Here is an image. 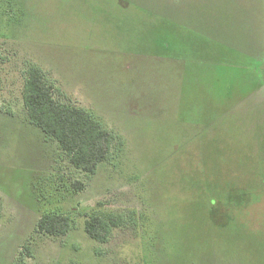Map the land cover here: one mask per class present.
<instances>
[{
    "label": "rangeland",
    "instance_id": "obj_1",
    "mask_svg": "<svg viewBox=\"0 0 264 264\" xmlns=\"http://www.w3.org/2000/svg\"><path fill=\"white\" fill-rule=\"evenodd\" d=\"M177 1L0 0V264H264V82L241 50L264 26L240 17L264 4ZM32 66L114 134L94 175L29 122ZM93 211L128 222L99 243ZM49 213L66 236L38 232Z\"/></svg>",
    "mask_w": 264,
    "mask_h": 264
},
{
    "label": "trees",
    "instance_id": "obj_2",
    "mask_svg": "<svg viewBox=\"0 0 264 264\" xmlns=\"http://www.w3.org/2000/svg\"><path fill=\"white\" fill-rule=\"evenodd\" d=\"M54 91L53 84L38 67L28 69L22 89L28 120L47 139L57 142L74 168L94 175L98 166L111 156L114 134L86 110L56 98ZM232 206L239 210L250 207L240 202ZM127 222L128 218L122 213L93 211L86 216L84 231L90 239L104 244L109 241L115 229L125 226ZM36 228L48 236H66L72 228V221L67 214L49 213L40 217Z\"/></svg>",
    "mask_w": 264,
    "mask_h": 264
},
{
    "label": "crops",
    "instance_id": "obj_3",
    "mask_svg": "<svg viewBox=\"0 0 264 264\" xmlns=\"http://www.w3.org/2000/svg\"><path fill=\"white\" fill-rule=\"evenodd\" d=\"M254 1H256L258 4L261 1L264 4V0H260V1L259 0H254ZM222 2H223L222 0H198V1H194V0H178L177 2H175V5H176L177 10L178 9L180 10L182 7L183 8L187 7V12L189 13L188 15L190 16L191 10L195 9V6H197V4H198V6L201 7L200 10H201V13L203 14V19L205 21V19L207 17L209 18V16L212 15L213 13H215L216 16L220 15L221 10H222ZM226 2H227V0H226ZM249 2L250 1L245 2L243 4L247 5ZM223 3H225V2H223ZM219 4H220V7L214 8L215 6H218ZM253 4L255 5V3H253ZM228 5H231V4H228ZM227 6H226V8H227ZM211 8H214V9L211 10ZM208 9L211 10L212 12H209ZM252 12L253 11H251V12H248V11L243 12L240 15V17L242 19L246 20L247 23H250L252 18L255 19V17L257 16V17H259V19L256 20L257 22L255 21V25L257 27L258 26L260 27L259 21H262V24L264 26V22H263L264 21V17H262L260 19V14L258 13V9H256L255 14H254V12L253 13ZM214 22L215 21H213V23ZM204 24L208 25L209 27H211V22H209L208 24L207 23H204ZM243 25H246V24H243ZM252 25H254V23ZM256 28H252V29H256ZM246 35L248 36V41L249 42L245 43L244 45H247V46L241 47V50L243 51L244 56L247 57L248 59L250 58L249 60H251V63H249L248 66H251V67H253L255 69H258V71L261 72V76L263 77L262 80L264 82V38H261L260 35H258L256 33L254 35L255 37H252L251 33L248 32V31L246 32ZM256 41H257L258 45H256ZM262 85L264 86V84H262Z\"/></svg>",
    "mask_w": 264,
    "mask_h": 264
}]
</instances>
